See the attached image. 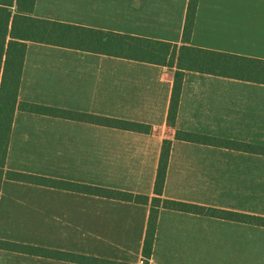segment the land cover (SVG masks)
I'll return each mask as SVG.
<instances>
[{"label":"crops","instance_id":"crops-1","mask_svg":"<svg viewBox=\"0 0 264 264\" xmlns=\"http://www.w3.org/2000/svg\"><path fill=\"white\" fill-rule=\"evenodd\" d=\"M188 4L189 0H36L35 14L182 44ZM189 43L264 59V0H199ZM175 70L28 42L19 90L21 101L143 122L150 124L152 131L139 133L17 110L7 169L152 198L162 144L164 139H171L164 197L264 215L165 195L176 144L264 160L263 155L255 153L175 138L181 129L264 145V84L185 71L176 125L169 126ZM160 126L171 129L172 134L161 137L157 146L150 145L151 152L145 149L149 155L138 148H107L104 144L110 141L99 137L110 131L154 138ZM79 129L90 131L89 148H79ZM164 211L264 231V226L161 208L156 234ZM149 213L150 204L5 178L0 190V239L141 264ZM0 264L85 263L0 249Z\"/></svg>","mask_w":264,"mask_h":264},{"label":"trees","instance_id":"trees-1","mask_svg":"<svg viewBox=\"0 0 264 264\" xmlns=\"http://www.w3.org/2000/svg\"><path fill=\"white\" fill-rule=\"evenodd\" d=\"M198 2L199 0H189L183 43L179 44L39 17L35 14L36 0H0V190L3 180L7 178L118 200L150 204L148 227L143 246V261L145 263H148L153 253L161 208L264 226V215L209 207L164 197L173 143L171 139H164L162 144L154 186V196L152 198L148 195L130 191L7 169L6 166L11 132L17 110L51 114L104 127L139 133H150L152 131V126L143 122L21 101L19 99V90L28 42L30 41L174 67L176 69L175 79L167 118L169 126L176 125L185 71H196L264 84V59L193 46L189 43ZM175 138L203 145L230 147L234 150L264 156V145L227 140L218 136L190 130H177ZM0 249L46 257H57L85 264H130L118 260L76 254L5 239H0Z\"/></svg>","mask_w":264,"mask_h":264},{"label":"rangeland","instance_id":"rangeland-1","mask_svg":"<svg viewBox=\"0 0 264 264\" xmlns=\"http://www.w3.org/2000/svg\"><path fill=\"white\" fill-rule=\"evenodd\" d=\"M89 134L79 129V148H89ZM171 134L160 126L154 138L110 131L99 137L110 141L107 148L149 155L145 149ZM165 195L264 214V160L176 144ZM152 254L141 264H264V231L164 211Z\"/></svg>","mask_w":264,"mask_h":264}]
</instances>
